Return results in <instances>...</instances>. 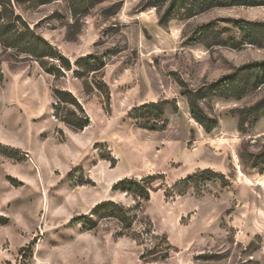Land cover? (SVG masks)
<instances>
[{
    "label": "rangeland",
    "instance_id": "rangeland-1",
    "mask_svg": "<svg viewBox=\"0 0 264 264\" xmlns=\"http://www.w3.org/2000/svg\"><path fill=\"white\" fill-rule=\"evenodd\" d=\"M12 3L70 62L107 58L102 75L54 77L0 46V264H264V65H256L264 37L250 43L234 23H264V1L163 24L160 10L141 0ZM179 80L214 89L201 101L217 119L210 132L192 118ZM101 81L108 100L104 87L94 88ZM55 88L81 103L90 120L83 130L53 116ZM159 100L177 104L165 107V129L129 118ZM205 168L225 179L180 183ZM157 173L130 230L115 219L94 216L90 230L75 220L107 200L133 206L115 183ZM145 229L143 244L131 237ZM153 236L171 250L145 263L144 248L161 243Z\"/></svg>",
    "mask_w": 264,
    "mask_h": 264
},
{
    "label": "trees",
    "instance_id": "trees-1",
    "mask_svg": "<svg viewBox=\"0 0 264 264\" xmlns=\"http://www.w3.org/2000/svg\"><path fill=\"white\" fill-rule=\"evenodd\" d=\"M264 0H141L143 7H155L160 10L159 22L166 23L175 15L180 14L183 17L193 16L214 7L222 6H254L263 4ZM235 26L244 35L245 40L254 43L259 37H264V23L234 20ZM0 46L4 49H13L18 55H24L38 62L44 72L54 76H64L65 71H71L78 79H85L89 75L95 77L97 74L102 75V71L106 65V55L87 54L78 57L74 62L61 54L51 43L43 36L37 33L30 25L14 11L12 0H0ZM256 65H264V61L256 63ZM182 88V94L186 96L188 106L192 118L198 122L206 132H210L217 125V119L209 116L203 107L201 101L214 89L211 87L193 90L185 88L182 80H179ZM248 84V83H247ZM245 84V85H247ZM87 87L89 84L86 82ZM217 86V85H216ZM106 93L107 100L109 92L103 81L94 83V88ZM215 87V86H214ZM246 87V86H245ZM235 93L236 88L233 90ZM233 92V93H234ZM55 103L52 107L53 116L69 128L80 131L87 127L90 123L89 117L78 99L68 90L55 88ZM228 93V92H225ZM239 95V94H236ZM171 104L173 109H177L176 101L159 100L144 102L134 107L129 118L135 124L149 131H161L167 125V119L164 116L165 107ZM161 174H149L141 178L124 177L117 181L113 186L114 191L125 193L132 196L134 200L133 206H126L120 202L112 200L103 201L97 204L91 212V216H81L75 218L83 228L90 230L95 226L94 216L97 219H115L119 222L122 230L128 231L137 217L140 206L143 202L150 199V193L155 191L157 187L153 186L155 179L160 178ZM199 178L225 179L223 174L216 173L212 169L205 168L181 179V184H191L198 181ZM175 187L177 184L174 185ZM172 191V188L166 189V192ZM150 229L132 232L131 237L138 243L143 244L148 239ZM155 239L165 243V247L161 243L153 244L145 247L140 255V259L145 260L155 254L167 257L171 250V245L165 237L153 236Z\"/></svg>",
    "mask_w": 264,
    "mask_h": 264
}]
</instances>
